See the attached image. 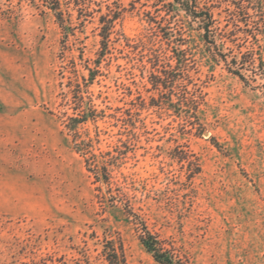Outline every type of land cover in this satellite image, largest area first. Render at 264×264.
<instances>
[{
	"label": "rangeland",
	"instance_id": "374dc122",
	"mask_svg": "<svg viewBox=\"0 0 264 264\" xmlns=\"http://www.w3.org/2000/svg\"><path fill=\"white\" fill-rule=\"evenodd\" d=\"M34 1L0 0V264H109L111 249L118 264H158L123 204L181 264H264V72L247 53L251 27L237 32L236 69L153 0H64L67 35ZM101 14L117 18L112 42L84 92L104 117L73 138L65 125L100 50ZM174 38L186 58L169 94L153 82L176 64ZM182 97L196 119L169 105ZM82 140L96 155L127 152L108 187L86 170Z\"/></svg>",
	"mask_w": 264,
	"mask_h": 264
},
{
	"label": "trees",
	"instance_id": "16d2710c",
	"mask_svg": "<svg viewBox=\"0 0 264 264\" xmlns=\"http://www.w3.org/2000/svg\"><path fill=\"white\" fill-rule=\"evenodd\" d=\"M34 3V0H30ZM40 5L49 10L54 17L55 22L59 25L64 35L70 30L71 20L69 14L62 11V7L67 5L64 0H38ZM76 6L85 5L87 0H72ZM154 3H160L165 7L166 12H172L175 9L182 11L187 18L197 25L201 32L200 37L210 58H220L226 62V58H232L230 64L238 68L236 58L242 56L240 46L236 44L238 39L237 32L240 31V24L247 28L251 27L250 34L252 42L248 47L247 53L252 58H257L260 68L264 72V64L261 57V50L264 43V0H153ZM68 3V2H67ZM224 20H222V16ZM115 16L101 14L98 17L99 24V45L100 50L97 53V59L93 62V67L87 69V76L83 78V86L74 93L73 99L75 105L73 107V114L67 117L66 129L73 134V138L79 137L78 128L89 121L97 122L104 116L101 110H97L96 106L92 104L90 99L85 96L86 88L92 85L99 75L100 64L102 59L108 54L110 50L111 34L114 27ZM224 21V24L221 22ZM163 29V28H162ZM164 39L170 41V34L164 33ZM246 39H248L246 37ZM233 45V48H227V45ZM183 42L181 39L172 41L171 58H175L176 64L169 72L165 73L163 78H157L153 85H160L172 92V86L177 82L181 76L180 58H186V51L181 47ZM155 58H165L164 55H156ZM217 61V60H216ZM228 63V62H226ZM229 72L242 80L239 72L230 70ZM264 75V73H263ZM168 98L170 96H167ZM169 105L173 108L177 107L182 115L185 117H194L196 119L197 103L193 98L182 97L178 98L176 103L168 99ZM217 145V144H216ZM77 153L81 154L84 159L85 168L87 171L95 174L96 182H99L108 187L110 184V175L112 169L118 166V161L125 157L127 152L117 153L116 155L105 152L101 154H94L90 140H82L76 146ZM92 162V164H90ZM116 201L114 198L106 200L105 206L114 207ZM121 206L122 215L127 221H131L135 225H141L138 240L142 247L149 253L154 261L158 264H181L180 260L169 250L162 247L161 242L155 234H152L148 228L141 221L140 217L134 213L132 208L123 204ZM106 259L109 264H118L117 253L114 249L106 252Z\"/></svg>",
	"mask_w": 264,
	"mask_h": 264
}]
</instances>
